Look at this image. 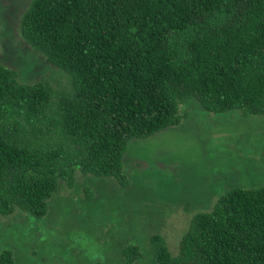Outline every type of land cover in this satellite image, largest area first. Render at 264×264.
Segmentation results:
<instances>
[{"label":"trees","instance_id":"16d2710c","mask_svg":"<svg viewBox=\"0 0 264 264\" xmlns=\"http://www.w3.org/2000/svg\"><path fill=\"white\" fill-rule=\"evenodd\" d=\"M20 33L73 93L53 105L48 83L0 65L2 216L44 217L58 181L71 190L78 174L129 187L128 143L179 125L189 96L209 113L264 115V0H32ZM233 185L192 215L175 255L152 235L151 264H264V186ZM120 252L121 264L145 257L139 244ZM0 264H14L10 250Z\"/></svg>","mask_w":264,"mask_h":264},{"label":"rangeland","instance_id":"374dc122","mask_svg":"<svg viewBox=\"0 0 264 264\" xmlns=\"http://www.w3.org/2000/svg\"><path fill=\"white\" fill-rule=\"evenodd\" d=\"M32 0H0V65L19 82H45L58 95L73 93L71 77L25 43L22 15ZM56 98V99H55ZM179 125L128 143L123 159L131 183L75 175L69 190L60 180L42 218L17 209L0 215V252L14 264H121V247L139 244V264H151L149 238L164 236L175 255L188 222L208 212L232 184L264 186V115L204 111L194 97L178 107ZM96 195L88 201L84 188Z\"/></svg>","mask_w":264,"mask_h":264}]
</instances>
